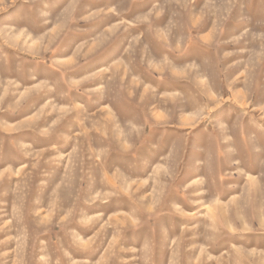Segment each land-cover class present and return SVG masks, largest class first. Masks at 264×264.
<instances>
[{
  "label": "rangeland",
  "instance_id": "rangeland-1",
  "mask_svg": "<svg viewBox=\"0 0 264 264\" xmlns=\"http://www.w3.org/2000/svg\"><path fill=\"white\" fill-rule=\"evenodd\" d=\"M0 264H264V0H0Z\"/></svg>",
  "mask_w": 264,
  "mask_h": 264
}]
</instances>
